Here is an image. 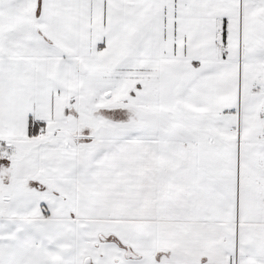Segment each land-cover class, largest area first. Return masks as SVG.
<instances>
[{"label": "snow or ice", "instance_id": "obj_1", "mask_svg": "<svg viewBox=\"0 0 264 264\" xmlns=\"http://www.w3.org/2000/svg\"><path fill=\"white\" fill-rule=\"evenodd\" d=\"M0 264H264V0H0Z\"/></svg>", "mask_w": 264, "mask_h": 264}]
</instances>
